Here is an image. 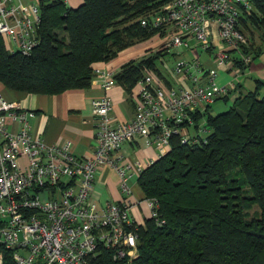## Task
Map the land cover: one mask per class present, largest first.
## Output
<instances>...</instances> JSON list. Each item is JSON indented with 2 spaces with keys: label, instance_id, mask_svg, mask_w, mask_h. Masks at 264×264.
I'll return each mask as SVG.
<instances>
[{
  "label": "built area",
  "instance_id": "2783aa9c",
  "mask_svg": "<svg viewBox=\"0 0 264 264\" xmlns=\"http://www.w3.org/2000/svg\"><path fill=\"white\" fill-rule=\"evenodd\" d=\"M252 9V0H165L145 14L141 24L164 36L165 49L182 46L189 57L173 58L169 68L159 60L163 77L143 72L134 85V114L128 121L112 122L107 95L92 99L95 130L89 156H77L69 140L46 144L31 132L32 111L0 93V260L8 250L15 264H86L99 247L110 249L114 258L134 259L143 222L132 215L128 181L155 158L132 159L121 147L139 140L160 157L170 150L174 135L182 144L205 141L208 128L205 120L199 123L202 115L236 84H219L218 71L199 55L208 54L222 70H230L236 61L248 66L253 55L242 51L249 35L239 18ZM39 23L38 3L0 0V35L10 50L31 52L38 44ZM162 68H168L167 75ZM95 73L104 91L114 86L115 70ZM105 167L119 177V202L101 204L91 197L95 178ZM144 202L147 218L163 224L156 200Z\"/></svg>",
  "mask_w": 264,
  "mask_h": 264
},
{
  "label": "trees",
  "instance_id": "16d2710c",
  "mask_svg": "<svg viewBox=\"0 0 264 264\" xmlns=\"http://www.w3.org/2000/svg\"><path fill=\"white\" fill-rule=\"evenodd\" d=\"M164 2L82 0L72 9L63 0H39L38 44L31 52L10 50L0 35V83L35 94L85 88L95 63L109 62L156 34L140 21ZM252 3L239 20L251 34L242 51L257 56L264 46L254 45L252 31L264 45V0ZM241 63L235 62L247 67ZM143 72L163 77L155 55L128 60L114 79L129 93ZM210 106L202 115L205 141L182 144L174 135L170 150L137 178L164 223L145 218L134 259L114 258L99 247L86 264H264V80L255 79V87L226 111L212 114ZM250 204L259 208L257 216L245 212ZM1 261L15 264L8 250Z\"/></svg>",
  "mask_w": 264,
  "mask_h": 264
},
{
  "label": "crops",
  "instance_id": "0c3cea01",
  "mask_svg": "<svg viewBox=\"0 0 264 264\" xmlns=\"http://www.w3.org/2000/svg\"><path fill=\"white\" fill-rule=\"evenodd\" d=\"M12 3L19 2L24 4L38 3L39 0H10ZM67 7L75 9L81 0H63ZM77 6V7H76ZM40 8V6H39ZM147 41V40H146ZM144 42L134 46L139 47ZM8 47V46H7ZM10 49V47H8ZM12 49V47H11ZM148 53L140 49H125L116 58L109 62H97L94 64V72L89 86L79 89H69L55 94H35L11 90L0 83V93L6 99L19 102L25 109L32 111L33 115L29 119L31 132L38 133L44 142L48 145L60 144L66 140L71 141L73 152L77 156H89L94 148V114L92 111L91 100L103 94L107 95L112 101V110L110 116L113 123L128 121L134 114L133 92L135 87L128 93L124 87L117 81L114 86L104 91L101 87V81L96 75V69L111 68L118 72L120 66L128 60H138ZM205 54V53H204ZM244 72V81L242 84L234 81L239 73ZM217 82L223 84L231 81L236 84V89L231 92L227 98L232 102L238 96H242L255 87V79L264 80V51L259 55L253 56L251 63L241 71L224 73V70L218 72ZM228 80V81H227ZM124 154L133 159L147 161L149 157L157 158V152L154 148L144 146L141 141L127 142L121 147ZM112 170L104 168L95 178V183L91 193L94 201L103 203L104 201L119 202L121 193L116 178L111 177ZM137 181V177H135ZM138 186L137 182L131 187L130 200L135 206L132 208V215L142 223L147 218L146 211L143 210L144 198L140 194L134 196L133 187ZM140 189V188H139ZM2 262V261H1Z\"/></svg>",
  "mask_w": 264,
  "mask_h": 264
},
{
  "label": "rangeland",
  "instance_id": "374dc122",
  "mask_svg": "<svg viewBox=\"0 0 264 264\" xmlns=\"http://www.w3.org/2000/svg\"><path fill=\"white\" fill-rule=\"evenodd\" d=\"M80 3H82V0L77 5H80ZM257 33L258 32L256 30L252 31V40L254 42V45L256 46L259 43L258 45L263 47L264 45L261 42H259L260 40H259V36H258ZM250 35L251 34L249 33V36ZM163 37L164 36L160 37V36H157L156 34H154L153 36L149 37L147 39V41L145 43H143V45H141L139 47H136V46L133 45V46H130V47L126 48V49L130 50L132 48V49H140L141 51H145L146 50V52L148 53L147 55H155L156 61L159 62V60H161L162 61V65L163 66H167L168 68H169L168 61L170 63L173 62V58L177 59V58L180 57L181 59H186V57H189L187 49L182 47V46H176V47L175 46H171L170 48L165 49L164 46H163L164 44L161 43ZM244 54H246V53H244ZM199 59H200V61L203 64H205L209 68L216 69L218 72L222 70V68L217 66V63H216L215 59H213L208 54L200 53ZM163 61H164V64H163ZM240 67L241 66L239 64L238 65L235 64V65H233V67L230 70H228V71L224 70V73L228 74V73H230L232 71L233 72L239 71V70L241 71L242 68H240ZM163 68H162V72L167 75L168 68H166V69H163ZM239 74L240 75H237L236 78L234 79V81L236 82V81L239 80L240 83L247 85V82L244 81V72L243 73H239ZM231 92H233V90ZM234 100H233V102H234ZM231 104H232V99L231 98H229L226 101H224L222 98H220V99L216 100L213 104H211L209 110H210V112L212 114L221 113L223 111H226ZM203 121H204V118H202L199 121V123H202ZM206 134H207V132L204 133V135H206ZM136 160H139V159H136ZM142 162H144V161H142ZM110 170H112V169H110ZM112 174H116V173L112 170ZM112 174H111V177L113 179H115L116 177L114 175H112ZM116 176H117V174H116ZM115 181H116L117 184H119L120 180H119L118 176H117V179ZM135 182H136V179H135L134 176L129 178L128 186H129L130 189L135 184ZM133 194H134V196L140 194V189H139L138 186L133 187ZM246 194H248L247 191H246ZM143 210H145L146 214H148V209L146 207V203L143 204ZM245 212L247 213V215L249 217L257 216L258 213H259V208L257 207L256 204H250L248 209H245ZM0 264H1V260H0Z\"/></svg>",
  "mask_w": 264,
  "mask_h": 264
}]
</instances>
